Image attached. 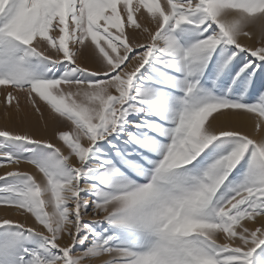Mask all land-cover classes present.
<instances>
[{"label": "snow or ice", "instance_id": "1", "mask_svg": "<svg viewBox=\"0 0 264 264\" xmlns=\"http://www.w3.org/2000/svg\"><path fill=\"white\" fill-rule=\"evenodd\" d=\"M0 93V264H264V0H0Z\"/></svg>", "mask_w": 264, "mask_h": 264}, {"label": "rangeland", "instance_id": "2", "mask_svg": "<svg viewBox=\"0 0 264 264\" xmlns=\"http://www.w3.org/2000/svg\"><path fill=\"white\" fill-rule=\"evenodd\" d=\"M0 130H2V129H4V127L5 126H7L8 127V129L9 130H14V126L15 125H18V124H20V125H22L21 123H20V121H22V120H24L25 119V115L26 114H32L33 113V111H32V109L30 108V106L27 104V102H26V100H25V98L23 97V96H21L20 97V100H21V109H22V111L20 112V113H16L14 110L12 111V113H11V117L10 118H8V117H5V104H4V95L2 94V93H0ZM27 111V112H26ZM19 115H21V116H19ZM33 116H34V113L32 114ZM36 120H38V118L37 117H35V121ZM243 125V126H242ZM242 125H241V130H243L244 128V130L243 131H247L248 129V127H245V124L244 123H242ZM42 126V127H41ZM40 127V130L41 131H44V130H42L43 129V125H40L39 126ZM243 127V128H242ZM25 130H26V128H24ZM251 128H249V130L247 131V132H251ZM49 134H51V136H52V131H47ZM50 139H52V137L50 138ZM53 142L55 143L56 141L55 140H53ZM15 166H12V167H4V168H0V175H2V174H4L5 172H7V171H11L13 168H14ZM20 170L21 171H25V172H30V173H32L33 175H35L36 177H37V179L39 180V174H37L36 173V170L35 169H33L31 166H29V165H27V164H21L20 166ZM0 208H2V207H0ZM3 209V208H2ZM0 217H3V216H0ZM14 218H16V219H21L20 217H14ZM85 219H87V220H91V219H93V217H91V216H88V217H86ZM29 223H31V221H29Z\"/></svg>", "mask_w": 264, "mask_h": 264}, {"label": "bare ground", "instance_id": "3", "mask_svg": "<svg viewBox=\"0 0 264 264\" xmlns=\"http://www.w3.org/2000/svg\"><path fill=\"white\" fill-rule=\"evenodd\" d=\"M247 42V41H246ZM1 98V97H0ZM1 102V101H0ZM1 105V104H0ZM27 112V111H26ZM33 114V113H32ZM32 114H26L24 117L25 118H27L29 121H33V122H35V116H33ZM19 116H21V115H19ZM244 124H245V127H248L247 129L249 130V128H251V125H250V122H248V121H244L243 122ZM40 126V125H39ZM243 126V125H242ZM42 127V126H41ZM14 130L15 131H24L25 129L24 128H26V130H29V131H32L33 132V134L36 136V138H48V139H50L52 136H51V134H49L48 132H45V131H37L36 130V128L35 127H26V126H24V125H20V124H18V125H15L14 127ZM243 128V127H242ZM245 129V128H244ZM243 129V130H244ZM43 130V129H42ZM247 130V131H248ZM51 130H49V132H50ZM246 130H245V132H247ZM5 215V210L4 209H2V208H0V216H4Z\"/></svg>", "mask_w": 264, "mask_h": 264}]
</instances>
